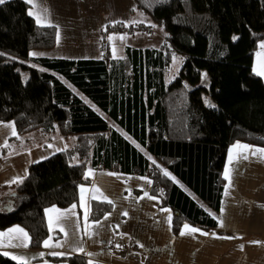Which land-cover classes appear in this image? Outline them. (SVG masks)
<instances>
[{
	"label": "trees",
	"instance_id": "trees-1",
	"mask_svg": "<svg viewBox=\"0 0 264 264\" xmlns=\"http://www.w3.org/2000/svg\"><path fill=\"white\" fill-rule=\"evenodd\" d=\"M134 2L164 41L128 46L121 60L110 54L108 36L149 33V26L108 24L98 60L34 58L57 46L56 27L39 25L25 0L0 5V122L22 134L77 138L32 164L0 201V230L25 228L32 250L50 235L45 209L76 204L92 168L152 181L150 193L173 210L175 236L186 224L214 230L229 149L235 142L264 148V82L253 71L264 0ZM92 208V221L113 209L97 201ZM49 259L87 264L84 255ZM0 264L19 263L0 253Z\"/></svg>",
	"mask_w": 264,
	"mask_h": 264
},
{
	"label": "crops",
	"instance_id": "crops-1",
	"mask_svg": "<svg viewBox=\"0 0 264 264\" xmlns=\"http://www.w3.org/2000/svg\"><path fill=\"white\" fill-rule=\"evenodd\" d=\"M9 1L12 0H5V2ZM25 1L32 8V2ZM68 1L69 4L62 5L64 0H39L41 17L39 25L54 26L58 32L57 46L54 50L52 49L54 56L52 58L69 60L103 58L102 42H100L101 29L108 25L109 21L101 22L97 9L108 7L110 10L112 5L108 4L107 0H85L89 6L92 5V8L86 5V13L84 11L81 14L84 18L91 16L95 19L94 25L91 26L90 23L87 25L79 23L75 9L71 11L69 8L73 0ZM124 4L126 5L124 12L120 13L124 15L123 21L131 22L133 17H138L139 25L149 26L153 31L147 37L140 32L132 33L127 38L129 39L127 42L124 41L126 37L121 39L126 34H111L109 37L112 39L108 37L110 48L112 47L110 54L113 58L120 60L125 56V48L132 47L129 45L132 38L138 41V45H135L137 48L160 47L163 41L160 43L154 36L158 29L153 27L149 17L139 12L134 0H125ZM33 13L32 16L36 21L35 14L38 12ZM119 20L112 23H119ZM138 24L132 22L131 27ZM62 37L70 45L63 47ZM262 44L264 40L258 44V50L254 56L253 71L255 73L256 69L264 68ZM258 76L264 82V75ZM8 125L14 127L16 135L12 134L13 127ZM30 134L32 135L28 137ZM48 135L50 134L38 131L22 134L12 122H0V201L9 198L13 193L12 186L27 177L32 164L41 162L40 150H46L50 147L49 145L53 147L54 144H56L54 154L71 148L67 145L70 138H64L59 134ZM238 143L249 146L248 150L234 148L233 146ZM256 149L264 148L235 142L229 149L223 175L227 169L230 183L226 180L218 213V224L214 230L206 231L187 224L190 228L199 231L180 235L182 231L187 233L183 226L181 232L175 236L172 228L173 210L166 206L161 207L159 199L150 193L152 181L142 175L92 168L87 170L90 184L80 187L79 201L73 204L75 208L71 205L65 209L55 206L45 209L48 228L49 216L55 218L57 215L48 210L56 208L60 212H70L68 219L62 224L64 232L53 225L46 239L50 244H61V247H44L43 243L41 249L32 250L29 246L30 235L26 229L12 226L9 229L21 228L28 234L29 239L23 238L19 233L11 234L14 237L20 236L28 246H0V253L4 255L7 252L9 255L4 256L10 259L16 256L18 259L13 260L19 264H24L25 261L27 264H69L65 261L53 262L49 258L74 255H84L87 264L89 261L92 264H264V156L260 153L253 155L252 151ZM230 150L231 162L229 161ZM245 155L247 159H243ZM46 156L52 157L49 154ZM97 189L99 192H96ZM93 196L96 198L94 199ZM104 197L112 201L113 209L105 214L98 221L99 223H96L97 221L91 219L92 203L93 201L107 202ZM85 206L88 208L87 222L84 219ZM169 216H171L170 222ZM221 220L223 227L220 226ZM9 229L0 230V232H7ZM203 232L208 235H202ZM18 242L15 239L12 241L13 244ZM80 248L83 251H79ZM53 252L62 253V255H52Z\"/></svg>",
	"mask_w": 264,
	"mask_h": 264
},
{
	"label": "rangeland",
	"instance_id": "rangeland-1",
	"mask_svg": "<svg viewBox=\"0 0 264 264\" xmlns=\"http://www.w3.org/2000/svg\"><path fill=\"white\" fill-rule=\"evenodd\" d=\"M85 0H73L72 1V4L70 5V9H71V11L72 10H74L75 9V11L74 12H76V15H77V17L79 18V20H80V24H82V25H87V24H89L90 23V25L91 26H93L94 25V21H95V19H92L91 18V16H87V17H83V15L81 14L82 12H84L85 11V13H86V11H87V8H86V5L88 6V7H90V8H92V5L91 6H89L87 3H86V1L84 2ZM31 2H32V4H33V6H32V8H30L31 9V12H32V10H33V12L35 11V12H38V15L40 16V10H39V0H31ZM108 4L110 3L111 5H112V7H110V10H108V7H106L107 6V4L105 3L104 4V6L106 7V8H101V9H97L98 11H99V18L101 19V22H108V24L109 25H114V24H120V23H122V24H124L126 27H128V28H131V25H132V22H137V24L139 23V18L138 17H133L132 18V20H131V22H126V21H123V20H125V18H124V15H121L120 13H122V12H124V7H126V5L124 4L125 3V0H107L106 1ZM65 4H69V1L68 0H64V2L62 3V5H65ZM96 8V7H95ZM95 8H93V9H95ZM93 13H94V11H93ZM92 13V14H93ZM110 13H115L114 15H112V14H110ZM94 16H95V14H94ZM137 18H138V20H137ZM119 19H121V20H119ZM83 20V21H82ZM116 20H119V23H112V21H116ZM149 20L152 22V20L149 18ZM152 24L154 25V23L152 22ZM139 25V24H138ZM106 26H108V25H106ZM105 26V27H106ZM104 27V28H105ZM104 28H102L101 30H102V32H103V29ZM154 28H157L158 30H157V33H156V31H155V34H154V36L157 38V40H159L160 41V43H161V41L164 39V32H163V29L162 28H160V27H158L157 25H155V27ZM136 32H138V31H136ZM121 33H123V34H126L123 38H125L126 37V39H124V41H128L129 39H127L128 37H130L132 34H131V31H128V32H121ZM141 34H144V35H146L145 37H147L148 35H150V33L151 32H149V33H147L146 31H143V33L142 32H140ZM134 34H137V33H134ZM143 35V36H144ZM110 36V35H109ZM108 36V37H109ZM152 37V36H151ZM101 40V39H100ZM164 41V40H163ZM162 41V42H163ZM61 44H63V47H67L68 46V44H67V42H65L64 41V39H63V37H62V40H61ZM162 44V43H161ZM70 45V44H69ZM129 45L130 46H135V45H138V41L136 40V41H134V38H132L131 39V41L129 42ZM136 47V46H135ZM101 49H102V45H101ZM54 50V49H53ZM53 50L51 49L50 51H38V52H31L30 53V55L32 54V53H36V55H31L32 57H34V58H39V57H44L45 56V58H52V57H54L53 56ZM60 51V50H59ZM110 51H112V47L110 48ZM177 64H176V66L178 67V62H176ZM29 65L32 67V68H35L36 66H37V64H35V62L34 61H31L30 63H29ZM38 132H40V133H42L41 131H38ZM32 134H30V135H28V137H30ZM36 135V134H35ZM54 135H58V133L57 134H54ZM54 135H48V136H54ZM70 138V139H69ZM68 139H69V141H67V145H68V147H74V145L76 144V141H77V138H75V137H73V136H71V137H69ZM54 145H56V144H54ZM53 145V147L51 146V145H49L50 147H48V149H46V150H44V149H42V150H40L41 152H40V154H39V159L41 160V161H43V159H45V158H47L48 156H46V155H48L49 154V156L50 155H54V152H56L55 150H54V146Z\"/></svg>",
	"mask_w": 264,
	"mask_h": 264
},
{
	"label": "snow or ice",
	"instance_id": "snow-or-ice-1",
	"mask_svg": "<svg viewBox=\"0 0 264 264\" xmlns=\"http://www.w3.org/2000/svg\"><path fill=\"white\" fill-rule=\"evenodd\" d=\"M28 2H31V0H28ZM5 3V0H0V4H3ZM29 15H34L33 12H29ZM36 15V22L39 24L41 23V17L38 15V14H35ZM153 27H155V25H153ZM109 39H112V37H109ZM121 39H123V37H121ZM262 47H264V44L261 45ZM31 55H36V53H32ZM174 61H175V57L173 58ZM256 74L257 75H264V68H260V69H256ZM8 127H13L12 125H8ZM13 135H16L15 131H14V127H13V132H12ZM234 148H240V149H244V150H248L249 146L247 145H240L239 143L234 145L233 146ZM257 153H260L262 154V156H264V149H256V150H253L252 151V154L253 155H256ZM248 157L245 155L243 156V159H247ZM231 150H230V154H229V161L231 162ZM111 175V174H110ZM164 175L165 176H168L169 173L167 172H164ZM225 179L226 180H229V183H230V177H229V173H228V170L226 169L225 170ZM84 189L82 188L81 189V192L83 193ZM96 192H99V190L97 189ZM227 194V193H226ZM102 195V194H100ZM93 198L95 199L96 197L93 196ZM81 199L83 200V196L81 197ZM104 200H106L108 203H112V201L110 200H107V197H104ZM83 206V205H82ZM73 208H75V205H73ZM49 212H55L57 213L56 217L53 218L51 216H49V229L52 230L53 228V225H55L56 227H59V230L61 232H64V228L62 226L63 222L65 220L68 219V216L70 214L69 213H65V212H60V210L56 209V208H53V209H50L48 210ZM165 211H168L165 209ZM125 215H127V213H125ZM87 216H88V208L85 206V214H84V219H85V222H87ZM105 219H107V217H105ZM168 220L169 222L171 221V216L168 217ZM96 223H99L98 221ZM220 226L223 227V222L221 220V223H220ZM184 228L187 230V233L182 231L180 233V235H185V234H191V233H194L196 231H199L198 229H195V228H190L187 224L184 225ZM12 233H19V234H22V237L25 238V239H29L28 238V234L26 232H24L23 229L21 228H13V229H9L7 232H0V246H14V247H27V243L24 242L23 239H21L20 236H12L11 234ZM86 234H88L86 232ZM202 235H208V233L206 232H203L201 233ZM65 235H67V233H65ZM17 240L19 241L18 243H15L13 244L12 241L13 240ZM51 239V238H50ZM62 245L57 243V244H50L49 243V240H45L44 241V247H61ZM74 250H77V249H74ZM79 251H83L82 248L78 249ZM52 255H62V253H51ZM4 255H9L7 252L4 253ZM12 259L16 260L18 259L16 256H12ZM24 264H27V262L25 261ZM89 264H92L91 261H89Z\"/></svg>",
	"mask_w": 264,
	"mask_h": 264
},
{
	"label": "built area",
	"instance_id": "built-area-1",
	"mask_svg": "<svg viewBox=\"0 0 264 264\" xmlns=\"http://www.w3.org/2000/svg\"><path fill=\"white\" fill-rule=\"evenodd\" d=\"M124 242H126V243H127L128 241H127V240H124Z\"/></svg>",
	"mask_w": 264,
	"mask_h": 264
},
{
	"label": "water",
	"instance_id": "water-1",
	"mask_svg": "<svg viewBox=\"0 0 264 264\" xmlns=\"http://www.w3.org/2000/svg\"><path fill=\"white\" fill-rule=\"evenodd\" d=\"M7 210H9V209H7Z\"/></svg>",
	"mask_w": 264,
	"mask_h": 264
}]
</instances>
